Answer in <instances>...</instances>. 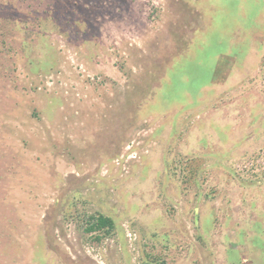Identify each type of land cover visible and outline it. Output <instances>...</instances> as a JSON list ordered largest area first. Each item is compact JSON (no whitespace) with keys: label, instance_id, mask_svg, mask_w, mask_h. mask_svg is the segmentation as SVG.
I'll return each instance as SVG.
<instances>
[{"label":"rangeland","instance_id":"obj_1","mask_svg":"<svg viewBox=\"0 0 264 264\" xmlns=\"http://www.w3.org/2000/svg\"><path fill=\"white\" fill-rule=\"evenodd\" d=\"M260 232L264 0H0V264H264Z\"/></svg>","mask_w":264,"mask_h":264},{"label":"trees","instance_id":"obj_2","mask_svg":"<svg viewBox=\"0 0 264 264\" xmlns=\"http://www.w3.org/2000/svg\"><path fill=\"white\" fill-rule=\"evenodd\" d=\"M114 228V222L112 219L105 217L101 214H93L86 216V229L87 233H101L104 232L106 235H110ZM260 241V243H258ZM255 243L258 244L262 249L264 244V232H260L256 236ZM264 256V254H263Z\"/></svg>","mask_w":264,"mask_h":264}]
</instances>
